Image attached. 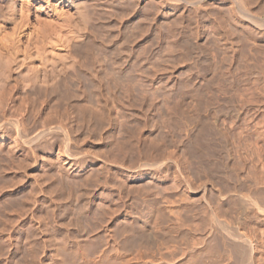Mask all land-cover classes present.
<instances>
[{
	"label": "rangeland",
	"instance_id": "1",
	"mask_svg": "<svg viewBox=\"0 0 264 264\" xmlns=\"http://www.w3.org/2000/svg\"><path fill=\"white\" fill-rule=\"evenodd\" d=\"M194 1L74 0L72 59L0 70L50 128L0 130V264H235L222 224L264 262V0Z\"/></svg>",
	"mask_w": 264,
	"mask_h": 264
},
{
	"label": "bare ground",
	"instance_id": "2",
	"mask_svg": "<svg viewBox=\"0 0 264 264\" xmlns=\"http://www.w3.org/2000/svg\"><path fill=\"white\" fill-rule=\"evenodd\" d=\"M76 2H74V0H0V70H2V74L3 71H7L6 73H9V71H16L18 73L15 74L22 75L24 71L21 72V69L24 68V66H27L26 70L28 73H30L29 70L31 71V73L32 71L33 73L35 71L39 72L40 69H43L44 71V69L46 68L48 70V65H55V63H57L55 62V60L61 61L62 59H72V57H74L75 55L71 57L68 52L69 46L60 43V41L64 39L63 43L66 40L65 43L67 44L68 38H61L67 33L66 31V33H64V30L68 31L70 23V25L72 26L71 19L73 18V13L75 14V12H77L76 15L79 16L80 13L78 12H82V9H84H81V5ZM85 16L83 14V18L81 16L77 18L86 21L87 18ZM70 35L71 34L69 33L68 36ZM57 41L59 45L57 44ZM69 67H71L72 69L71 64L69 65ZM50 69L51 67L49 66V70ZM44 72H46V70ZM2 74H0V76ZM0 93L3 94L1 91ZM4 99L5 95H0V115H2L0 117V130L2 131L3 129H5V135L8 130H11L13 132L14 138L12 139H14V141L23 142L29 145H32L37 141H41V138L50 135V128L48 129L41 127L42 129H37L34 132L30 133V131H27V128L25 127L26 123L24 124L23 120L18 121L6 119L4 115ZM65 137L66 136H62V141L66 139ZM221 237L224 241H226V245L227 241L229 242V246H227L230 247V252L232 251L233 253H231L234 254L235 264H256L254 258V248L248 240L239 239L237 232L224 224L221 225ZM259 264H264V262H260Z\"/></svg>",
	"mask_w": 264,
	"mask_h": 264
}]
</instances>
